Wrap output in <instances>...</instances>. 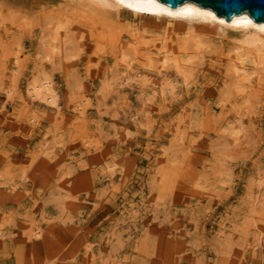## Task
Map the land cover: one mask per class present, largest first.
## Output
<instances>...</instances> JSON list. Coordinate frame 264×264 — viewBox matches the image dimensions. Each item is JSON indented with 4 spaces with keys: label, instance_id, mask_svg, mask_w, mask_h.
Listing matches in <instances>:
<instances>
[{
    "label": "rangeland",
    "instance_id": "obj_1",
    "mask_svg": "<svg viewBox=\"0 0 264 264\" xmlns=\"http://www.w3.org/2000/svg\"><path fill=\"white\" fill-rule=\"evenodd\" d=\"M0 4V264H264V68L228 91L230 34L175 57L183 34L124 14L117 30L149 44L127 70L108 35L79 26L61 64L38 61L50 106L28 89L36 15L53 7Z\"/></svg>",
    "mask_w": 264,
    "mask_h": 264
},
{
    "label": "bare ground",
    "instance_id": "obj_2",
    "mask_svg": "<svg viewBox=\"0 0 264 264\" xmlns=\"http://www.w3.org/2000/svg\"><path fill=\"white\" fill-rule=\"evenodd\" d=\"M44 1L46 5L51 8L53 7V9L47 8V10L43 12L41 11V13L36 15L38 19L36 26L39 29L40 36L38 35L39 40L37 39L38 45L35 51L37 62L34 63V70L29 82L28 93L31 97L48 103L50 106H53L56 103L55 94L51 86V75L47 71H44L39 64H41L40 62L43 58L47 61L54 60V56H59V63L61 64V59L67 58L70 50L73 49V47H71V44H73L72 39H74L73 32L77 27L85 26L96 33L100 29L101 31L99 30V32H101L102 35H108L110 38V44L108 43V45L110 46L109 48L111 50L112 58L114 57L115 63L116 60H118V62L121 61V63L123 62V64L127 65V70L131 69V62H133V59L138 61L140 45H142V47H149V44L146 41H142V35L147 32V30L144 28L142 30L131 32L125 29L121 31L117 30V25H115L112 20H119L124 14L127 17L138 19V24L140 26H143L141 25L142 21H153L161 24L164 33L172 30L173 33L167 35L173 36V34L177 33L183 34L185 38L175 41L170 45L171 53L175 57H177L178 54L186 55L188 52L196 54L203 44L200 41L203 35L213 34V31L222 34H230L235 42L226 58L225 71L227 85L225 88L228 89V91L230 89L233 90V92L235 91V95L237 96L244 93L246 88L241 83L249 82L248 75L253 73L255 68H264V23H255L246 13L233 15L228 21H225L220 16H216L209 9L200 7L190 1H185L174 8L168 7L157 0ZM187 5H195L201 14L199 16H189L185 18H173L168 15V13L180 12ZM145 26L150 28L149 24H145ZM127 33L131 36L134 42L133 44L124 45L119 42L122 35ZM56 34L60 35V38L55 37ZM58 41L59 45H56V42ZM167 48L168 47L165 46L163 49L166 50ZM141 54L149 62L148 64H145V66L147 65L151 68L154 65V61L152 62L150 59L151 56L148 57L149 55L145 53ZM196 58L197 56L193 55L183 62L188 67L192 68L191 66L195 64ZM39 60L40 62H38ZM19 61L16 59L15 63H13L15 64L14 69L18 66L23 67L21 61ZM168 61L169 59L167 60L163 57L161 61L162 67L165 66L166 68L169 66ZM179 63L180 62L178 61H174L173 65H170V67L174 68V70L186 81L190 75L191 69L187 70L189 69H186L187 66L182 67ZM116 64H113L115 68ZM168 80L169 79L166 77L163 78V82ZM167 87V90L172 93L174 87L172 85ZM161 90V96H163V89Z\"/></svg>",
    "mask_w": 264,
    "mask_h": 264
},
{
    "label": "water",
    "instance_id": "obj_3",
    "mask_svg": "<svg viewBox=\"0 0 264 264\" xmlns=\"http://www.w3.org/2000/svg\"><path fill=\"white\" fill-rule=\"evenodd\" d=\"M174 8L185 1L205 7L228 21L233 15L246 13L255 23H264V0H157Z\"/></svg>",
    "mask_w": 264,
    "mask_h": 264
},
{
    "label": "clouds",
    "instance_id": "obj_4",
    "mask_svg": "<svg viewBox=\"0 0 264 264\" xmlns=\"http://www.w3.org/2000/svg\"><path fill=\"white\" fill-rule=\"evenodd\" d=\"M201 13L197 10L195 5H187L178 13H168L173 18H185L189 16H199Z\"/></svg>",
    "mask_w": 264,
    "mask_h": 264
}]
</instances>
